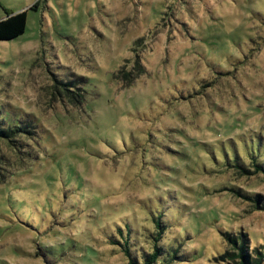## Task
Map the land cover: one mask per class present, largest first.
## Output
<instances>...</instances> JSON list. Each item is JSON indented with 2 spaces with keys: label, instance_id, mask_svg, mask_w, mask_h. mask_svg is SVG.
Segmentation results:
<instances>
[{
  "label": "rangeland",
  "instance_id": "obj_1",
  "mask_svg": "<svg viewBox=\"0 0 264 264\" xmlns=\"http://www.w3.org/2000/svg\"><path fill=\"white\" fill-rule=\"evenodd\" d=\"M22 11L0 41V125L31 126L0 140V264H129L158 222L172 264H243L241 234L264 264V0H0Z\"/></svg>",
  "mask_w": 264,
  "mask_h": 264
},
{
  "label": "trees",
  "instance_id": "obj_2",
  "mask_svg": "<svg viewBox=\"0 0 264 264\" xmlns=\"http://www.w3.org/2000/svg\"><path fill=\"white\" fill-rule=\"evenodd\" d=\"M27 26V12L22 11L16 14H12L8 16L5 19L0 20V41H11L14 40L20 36H22L26 30ZM127 65L123 66L115 75V77L119 80H121L126 87H130L138 77L144 75L145 68L139 61L135 63V66L132 70L127 69ZM73 82L70 83H62L57 82V85L64 88V91L61 93L59 92V95L67 100L70 99V103H73V97L74 95H77L75 93L70 92L68 89L73 88ZM77 93H80L79 90H76ZM5 122V121H4ZM9 123V122H6ZM30 124L25 122V124L17 123V124H5L0 125V140H9L13 141L14 138H16L18 135L22 133L29 132ZM254 168L256 171L255 174H258V172L263 171L264 172V166L262 164H259L257 162L253 163ZM244 171H247L246 169L240 168ZM254 174V175H255ZM238 195H241L239 192L235 191ZM246 197V196H245ZM255 203V209L256 210H263L264 211V204L260 201V199H253ZM157 228L159 229V232L155 238V241L157 244H155L154 249L151 253H145L142 255V258H136V256H133L131 253L130 247L126 245L125 247V254L129 258V264H172L174 260L177 258L176 254L170 255L169 257L166 256L167 252L163 251L158 246L159 239L161 238V235H163L164 231L160 224V222L157 223ZM228 241L232 242L233 245L239 250V253L233 254L232 256L236 258H241L243 261V264H261V261L263 259H255V260H249L247 257V249H246V238L243 234L240 235V244L236 237H230L227 235ZM262 255L260 254V258ZM235 261V259H234Z\"/></svg>",
  "mask_w": 264,
  "mask_h": 264
}]
</instances>
